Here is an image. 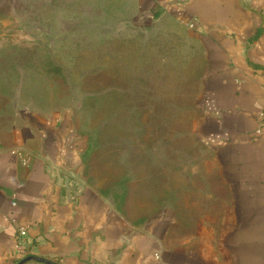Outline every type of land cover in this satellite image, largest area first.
Wrapping results in <instances>:
<instances>
[{
    "label": "crops",
    "instance_id": "0c3cea01",
    "mask_svg": "<svg viewBox=\"0 0 264 264\" xmlns=\"http://www.w3.org/2000/svg\"><path fill=\"white\" fill-rule=\"evenodd\" d=\"M119 6L132 7L135 22L161 16L197 39L203 66L194 132L211 151L225 193L215 195L214 211L194 233L169 206L153 221L136 223L84 177L88 138L71 117L6 113L0 104V264L19 263L18 225L29 227L28 257L54 264H264V129L257 134L264 0H119Z\"/></svg>",
    "mask_w": 264,
    "mask_h": 264
},
{
    "label": "rangeland",
    "instance_id": "374dc122",
    "mask_svg": "<svg viewBox=\"0 0 264 264\" xmlns=\"http://www.w3.org/2000/svg\"><path fill=\"white\" fill-rule=\"evenodd\" d=\"M132 9L0 0V104L71 117L88 138L84 177L117 210L144 224L169 206L194 233L225 193L194 132L201 50L183 25Z\"/></svg>",
    "mask_w": 264,
    "mask_h": 264
},
{
    "label": "built area",
    "instance_id": "2783aa9c",
    "mask_svg": "<svg viewBox=\"0 0 264 264\" xmlns=\"http://www.w3.org/2000/svg\"><path fill=\"white\" fill-rule=\"evenodd\" d=\"M260 127L257 130V134H261L264 129V111L260 113ZM15 206V204H13ZM28 233L29 227L25 225L17 226L16 233V243L14 246V250L17 256V261L23 260L26 257L30 256L31 250L28 244Z\"/></svg>",
    "mask_w": 264,
    "mask_h": 264
},
{
    "label": "water",
    "instance_id": "95a60500",
    "mask_svg": "<svg viewBox=\"0 0 264 264\" xmlns=\"http://www.w3.org/2000/svg\"><path fill=\"white\" fill-rule=\"evenodd\" d=\"M30 261H38V262H43V263H46V264H54L52 262H49V261H46V260H43V259H39V258H36V257H26L25 259L19 261L18 264H25V263L30 262Z\"/></svg>",
    "mask_w": 264,
    "mask_h": 264
}]
</instances>
